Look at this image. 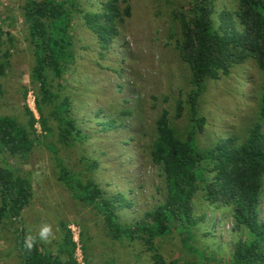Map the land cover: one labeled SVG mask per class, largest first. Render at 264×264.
I'll list each match as a JSON object with an SVG mask.
<instances>
[{"label": "trees", "instance_id": "16d2710c", "mask_svg": "<svg viewBox=\"0 0 264 264\" xmlns=\"http://www.w3.org/2000/svg\"><path fill=\"white\" fill-rule=\"evenodd\" d=\"M25 1L23 16L34 46L32 80L38 85L37 122L45 135L52 133L48 122L55 123L58 141L65 146L83 142L89 136L76 127L70 115L71 97L61 98L58 91L52 92L49 75L53 80H61L64 72L74 64L70 32L75 21H81L96 36L101 50L107 51L111 40L117 37V22L122 23L123 17H129L130 7L127 5L121 11L119 0H105L96 3V11H87L77 0ZM217 1L190 0L187 13L174 15L179 30L174 47L190 70L194 91L187 101L190 120L184 133L173 126L167 110H162L154 123L149 161L163 182L162 203L145 211L135 221L123 220L120 212L131 209L133 204L122 193L106 195L97 182L95 170L99 164L95 160L81 157L86 172V177L82 178L56 159L58 181L101 216L106 235L115 242L126 240L130 245L141 246L148 253L150 264H213L221 261L216 254L222 251H227V260L221 264H264V211L261 208L264 192V131L261 125L264 120V0H232L233 11L223 9L221 12L217 10ZM3 36L0 32V47L4 45ZM2 56L5 57L0 56V78L5 76L9 66L8 52ZM100 57H104L103 53ZM248 62L255 65L263 78L261 88L255 92L256 122L243 140L225 137L210 148L200 149L197 135L203 132L204 119L198 116L197 102L205 82L216 80L220 75L227 76ZM176 110V118H179L180 103ZM26 111L27 128L11 118H0V148L12 157L25 159L40 143L35 134V118ZM94 115L95 118L103 116L97 126L105 132L121 127L132 112L120 111L119 117L112 118L98 109ZM5 166L0 165V226L19 225L15 230V250L20 264H62L57 257L41 253L39 239L27 233L21 223L20 216L29 204L31 186L28 180ZM216 213H220V217L214 221ZM224 222L230 225L225 246L218 241L220 235L215 234L217 226ZM64 232V251L72 259L74 244L65 228ZM175 234L187 257L168 262L161 253L160 242Z\"/></svg>", "mask_w": 264, "mask_h": 264}, {"label": "rangeland", "instance_id": "374dc122", "mask_svg": "<svg viewBox=\"0 0 264 264\" xmlns=\"http://www.w3.org/2000/svg\"><path fill=\"white\" fill-rule=\"evenodd\" d=\"M77 1L87 11H96V3L105 0ZM25 3V0H0V32L6 36L0 56L3 59L5 51L9 54V66L0 78V118H11L27 128V109L35 118V134L40 141L25 159L12 157L0 148V165L7 164L5 167L28 180L31 186L29 204L20 221L27 233L39 239L40 252L57 257L62 264H150L148 253L141 246L130 245L126 240L115 242L106 235L101 216L58 181L56 159L82 178L86 172L81 157L95 160L99 164L95 170L97 182L106 195L122 193L133 204L131 209L120 212L123 220L135 221L163 202V182L149 161V148L154 123L162 110L168 111L180 133L189 124L187 101L194 87L190 70L174 47L179 38L174 15L187 13L190 0H126V3L119 0L120 10L128 5L130 15L123 17L122 23L117 22V37L111 40L107 51L101 50L96 36L81 21L73 23L70 33L74 64L61 80H53L50 75L48 79L52 92L58 91L61 98L71 97L70 115L76 127L89 136L71 146L58 141L55 123L48 122L52 133L45 135L37 122L38 85L32 80L34 46L23 16ZM223 9L233 11L232 0H218V12ZM262 83L263 78L252 62L235 68L227 76L205 82L197 102L198 116L204 119L203 132L197 135L200 149L210 148L225 137L243 140L257 120L255 92ZM179 103L182 111L176 118ZM98 109L112 118L125 110H131L132 116L121 127L102 132L97 123L103 116L94 115ZM261 125L264 131V120ZM261 208L264 211V192ZM218 217L220 213L214 214L213 220ZM64 228L74 244L72 259L64 251ZM17 229V223L0 226V264H20L15 250ZM229 229L225 222L215 229L216 236L220 235L219 243L224 246ZM160 244L168 262L187 257L176 234ZM226 252L217 253L218 259L226 261Z\"/></svg>", "mask_w": 264, "mask_h": 264}]
</instances>
